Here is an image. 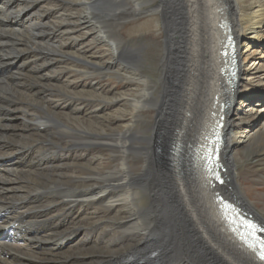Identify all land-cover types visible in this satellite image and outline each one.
Returning a JSON list of instances; mask_svg holds the SVG:
<instances>
[{
    "label": "bare ground",
    "instance_id": "bare-ground-1",
    "mask_svg": "<svg viewBox=\"0 0 264 264\" xmlns=\"http://www.w3.org/2000/svg\"><path fill=\"white\" fill-rule=\"evenodd\" d=\"M82 1L0 0V264H264V251L242 241L240 228L228 223L239 221L218 202L264 227L236 184L233 159L237 145L264 152V130L236 116L247 99L241 87L258 65L253 49L264 45L256 32L264 29V0H163L157 61V25L140 32L153 21L144 20L149 2L114 0L104 30ZM126 27L137 35L134 44ZM78 28L85 33L73 41ZM91 43L109 58L89 61L97 58ZM224 54L235 60L232 82ZM76 57L89 62L79 71L62 65ZM109 69L117 80L113 119L97 118L105 106L98 78ZM77 80L89 91H71ZM220 122L221 187L198 153ZM144 125L149 136L137 132ZM93 151L110 153L112 166L100 172ZM79 162L87 165L80 171ZM93 207L112 218L94 220L90 233L109 227L112 240L86 239L74 253L69 244L81 227L68 232L66 218ZM98 246L109 252L95 255Z\"/></svg>",
    "mask_w": 264,
    "mask_h": 264
},
{
    "label": "rangeland",
    "instance_id": "rangeland-1",
    "mask_svg": "<svg viewBox=\"0 0 264 264\" xmlns=\"http://www.w3.org/2000/svg\"><path fill=\"white\" fill-rule=\"evenodd\" d=\"M82 2L86 5V8L82 10L83 12L92 16L95 19V21L97 22V24L100 27H102V29H104V30L111 29V26L107 25V21L110 18V16L112 15V12L114 11V8H113L114 0H87V2H84V1H82ZM136 2L137 3L149 2L148 7L150 8L151 12L148 13L144 17V18H147L144 20L151 19L153 21L148 20V21H150V24H147V26L144 27L143 30L140 32H144L147 34L154 33L156 31L155 27L157 25V29H158L157 34L159 35V37L157 38L156 44L153 45L156 48V52H154L153 55L157 61L158 57L162 53V49H163L162 48V42H163L162 38L164 35H163V20H162V15H161V12H162L161 8H162L163 0H136ZM245 8L248 9L249 7H245ZM141 22H143V21H140L139 23H141ZM256 32H262V34H264V29L262 31H256ZM84 33H85V30H83V28H78V30H76L75 32L70 34V37L73 38V41H76L77 39L79 41V40H81V38H83ZM253 34H254L253 32L247 34V38H249L251 40L253 37ZM123 35L126 38H131V42H133V44L137 41V35L132 34V31H131V29H129V27L124 28ZM70 42L72 43V40H70ZM146 42L148 45L151 44L150 40H148ZM88 47H90L89 51L95 52V54L97 55V58L89 59V61L99 63L100 61H102V59H104L103 61H106V58H109V56L107 57L106 53H102L100 46L97 47V45L91 43ZM251 48H254V47L251 46ZM253 50H255L256 55H254V56H256L255 61H256V63H258V65L256 66L255 69H253L254 70L253 79L249 80V82L245 83L241 87L242 91H243V93H245V96L247 97V99H245V104H242L240 106V109L238 110V114L236 116L242 118V120H244V121L253 120L252 122L255 123V125L257 126L259 131L263 132V130H264V110H263L264 109V56L262 54L264 53V45L263 46L258 45V47L254 48ZM156 53H157V56H156ZM101 56H102V58H101ZM240 60H241V58H240ZM84 61L89 62L83 58H77L76 57V59L73 58L72 62L67 61L68 64L63 63L62 65L66 66V65L70 64L73 67L74 66L77 67L76 69L79 71L82 69L81 67L84 68L85 64H87ZM52 72L54 73V71H52ZM103 72L106 76L105 75L101 76L98 79H100L101 84L103 85L105 90L97 98L103 99L105 106L100 107V111L95 113L96 115H98V117L96 115L95 116L97 118L101 117V118H106V119H113V117H112L113 108H112L111 99L113 97V89L117 84V80L114 78V74H113V71L111 69L105 70ZM149 74L152 77V80H154V81L159 76L157 68H153V69L151 68L149 71ZM56 75L58 76L60 74H56ZM75 76L82 78L81 75L78 73ZM83 79L84 78H82V80ZM75 80H76V78H75ZM51 83L53 84V83H55V81H51ZM70 89H71V91H74V92L89 91L88 86L83 82L79 83L78 80H77V83L75 84L74 87L71 85ZM53 91L55 92L54 89H53ZM87 108L90 109V107H87ZM260 109H262L263 111H260ZM205 113H206V109L203 108L201 111V114L204 116ZM241 114H243V116ZM92 118H93V116H92ZM233 120H234V117H233ZM235 120L237 121V118ZM39 121L42 122V120H39ZM109 121H111V120H109ZM109 121L106 122L105 126H102V130L105 132H108L109 129L112 128V126H113L112 121L111 122H109ZM146 122H147V124H151L152 119L150 117H148V118H146ZM144 126H143L144 129L141 127L139 129H137V132L142 136H149L150 132L146 129V125H144ZM244 127H245L244 124H241L240 125L241 129L236 131V135L238 137L240 136V132L245 129ZM52 130L54 131V129H52ZM239 144H241V143H239ZM97 148H99V147H97ZM91 154L93 156L97 155V157L99 158L100 163H101L100 169H103V170L99 169L100 172H104L112 166V163L110 160L111 154L108 153L107 151L103 152L101 154H98L96 151H93V152H91ZM249 154H250L249 151L247 150V148L243 147V144L237 145L233 148V159L235 162V167L237 169L236 170V172H237L236 173V184H237L239 190L241 191L244 199L247 202H249V204L252 205V207L256 210V212L264 219V152L262 154H257V155H253V154L249 155ZM80 164H84V163L79 162V165H78L79 167H76L75 168L76 170H79V171L81 170ZM81 166L86 167L87 165L84 164ZM140 167H141V165H139V164L136 165L135 167H133V171L135 172V174H138ZM76 173L79 174L78 171ZM64 183L67 184V182H64ZM77 183L78 182H74V183L72 182V185L73 186H75V185L79 186ZM83 184H87V183L85 182ZM143 202H142V205L145 204V202L144 203ZM92 209L93 210H90V208L89 209L79 208V210L77 209V212L79 211V216H81V217L75 218L72 220H70L71 218H74L72 216H67V218H66V223L68 225L67 226L68 232L72 233V231L77 230L76 228H78L79 226L81 227L80 232L75 231V233H77L76 238L77 237L78 238L74 241V243L69 244L71 247L70 250L74 253H78L80 251V250L78 251V249H76V247H78V245L85 242L86 239H89V240H91V239L92 240L93 239L105 240L108 236H109V238L110 237L112 238V236H113L112 234H113L114 230H111L109 227H106L105 229L102 228V230L99 229L96 233H92V234L90 233L89 230H91V228L89 226L94 223V220L98 221V222L100 221L102 224H105V222H107L109 219L112 218V215H107L105 213L100 212L98 210V207H93ZM92 212H94V213H92ZM91 213H92V215L94 214V216H90ZM119 217H118V219H119ZM58 225H63V223H60L58 221ZM73 227H75L74 230H73ZM58 231L59 230H56V232H58ZM111 238L109 240H112ZM92 251L97 253L95 255H98L100 253H108L109 252V250L104 252L100 246L92 249ZM105 258H107V257H105ZM105 258H103V259H105ZM52 260L53 261H59L57 259H52ZM96 264H99V263H96Z\"/></svg>",
    "mask_w": 264,
    "mask_h": 264
},
{
    "label": "water",
    "instance_id": "water-1",
    "mask_svg": "<svg viewBox=\"0 0 264 264\" xmlns=\"http://www.w3.org/2000/svg\"><path fill=\"white\" fill-rule=\"evenodd\" d=\"M226 73L228 77V81L232 82L234 81L235 76V66L232 64H229L227 68L223 71V73ZM227 107L226 103H222L220 105V111L222 112L224 108ZM221 127V123H218V125L214 128V130L209 134L203 142V145L198 151L199 158L201 161V164L203 166V169L205 172H207L212 180L214 181L215 185L221 187L223 185V176L226 173L225 167L221 164V158H220V146H221V139L219 137V129ZM211 154V158L210 157ZM225 210H228L230 212H233L234 217L237 221L240 219L237 217V215L234 213V208L230 207L229 205H224ZM236 222V221H234Z\"/></svg>",
    "mask_w": 264,
    "mask_h": 264
},
{
    "label": "snow or ice",
    "instance_id": "snow-or-ice-1",
    "mask_svg": "<svg viewBox=\"0 0 264 264\" xmlns=\"http://www.w3.org/2000/svg\"><path fill=\"white\" fill-rule=\"evenodd\" d=\"M209 158H211V154H210ZM250 227H252L254 229V231H255V229H256L255 225H250ZM259 231H264V228H260ZM258 239H259V237H258ZM261 242H262V244H264V241H261ZM260 259L264 260V254L260 255Z\"/></svg>",
    "mask_w": 264,
    "mask_h": 264
}]
</instances>
